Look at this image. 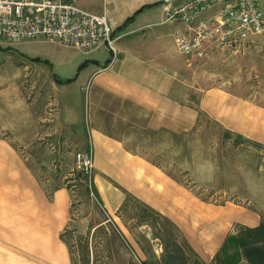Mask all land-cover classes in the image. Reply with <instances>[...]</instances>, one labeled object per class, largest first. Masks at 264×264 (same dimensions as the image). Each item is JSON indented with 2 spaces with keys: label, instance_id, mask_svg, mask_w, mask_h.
Listing matches in <instances>:
<instances>
[{
  "label": "rangeland",
  "instance_id": "obj_1",
  "mask_svg": "<svg viewBox=\"0 0 264 264\" xmlns=\"http://www.w3.org/2000/svg\"><path fill=\"white\" fill-rule=\"evenodd\" d=\"M258 1L264 10V0ZM60 45L58 52L65 69L57 61L55 69L51 62L23 68L15 65L18 56L0 48V111L7 113L0 118V123L10 128L0 133L20 145L18 150L31 163L50 194L62 188L69 192L65 239L71 247L74 264H159L165 262L167 243L172 240L182 245L190 259H200L188 244L175 212H164L161 209H166L165 206L155 207L130 193L129 188L123 186L131 182L129 176L110 178L101 172L109 165L101 163L100 166L97 162L89 123L90 93L94 88L88 85L83 90L80 81L76 82L79 72L76 50L83 51ZM104 55L96 56L102 62ZM186 67L185 81L193 86L192 102L197 109L200 97L212 88L264 107V33L235 48L214 52L201 65ZM56 78L63 82L54 81ZM25 100L32 105L34 118L32 128L28 126L23 132L24 125L20 124L22 129L19 125L16 127L13 115H9L16 109H24L19 103ZM206 112L208 114L199 109L194 129L187 134H177V138L168 132L154 133L153 139L148 133H108L124 138L133 153L153 159L176 184L189 191L194 200L198 198L222 209L231 221L232 235L239 226L253 224L254 215L264 209V147L256 144L264 140V127L260 122H248L246 117L235 118V129L244 131L246 137L225 127L224 115L219 109ZM26 139L27 143L23 141ZM174 140L178 142L177 148L171 145ZM78 153L92 154L91 175L77 163ZM113 169L125 171L124 165L119 164H114ZM108 188L124 197L115 215L107 211L104 195ZM181 195L179 190L171 189L170 193V189H166L160 198L175 209L180 206ZM155 205L159 206L158 200ZM191 210L184 220L194 214ZM215 219L218 214L208 213V221ZM160 245L163 253L158 252ZM210 264L217 263L213 260ZM238 264L248 263L240 260Z\"/></svg>",
  "mask_w": 264,
  "mask_h": 264
},
{
  "label": "crops",
  "instance_id": "obj_2",
  "mask_svg": "<svg viewBox=\"0 0 264 264\" xmlns=\"http://www.w3.org/2000/svg\"><path fill=\"white\" fill-rule=\"evenodd\" d=\"M74 1L89 12H106L115 36L120 37L117 42L119 57L110 67L111 53L105 47L92 52L76 50L79 71L76 82L80 81L83 90L88 85L94 88L90 93L89 123L97 162L109 165L101 172L110 178L129 176L131 182L123 186L129 188L130 193L155 207L165 206L166 209L160 208L164 212H175L190 247L206 264L212 263L231 233V221L224 216L223 210L198 198L194 200L189 191L176 184V180L153 159L133 153L124 138L108 132L148 133L152 134V139L154 133L168 132L177 138V134H187L194 129L199 109L205 113L209 109H219L224 115L225 127L246 136L241 129H235L233 120L246 117L248 122H260L264 127V107L219 88L206 90L199 98V109L193 106V86L185 81L187 65L177 46L176 31L185 27L162 24L164 0ZM0 43L3 51L18 56L15 65L30 68L48 61L54 69L57 62L65 69L58 52L61 45L57 42L40 39ZM98 54L106 56L104 61L100 62ZM82 65L84 67L80 68ZM22 104L24 109H16L14 114L8 115H13L16 127L24 125L23 129L20 127L24 132L28 126L32 128L34 117L32 105L26 100L19 106ZM4 116L7 113L0 111V118ZM79 121L82 125V116ZM3 130L10 131L4 122L0 123V132ZM23 141L27 143L28 140ZM257 142L264 147V140ZM177 143L174 140L171 145L177 148ZM19 146L0 133V264H74L71 247L65 239L69 224V192L62 188L50 194L31 163L18 150ZM185 158L187 160V156ZM114 164L124 165L125 171H114ZM166 189H170V193L171 189L181 191L179 207L172 209L170 202L162 201L160 194ZM105 194L109 210L106 209L110 215H115L124 197L113 189ZM157 200L159 206L155 205ZM191 208L194 214L184 220ZM262 210L257 211L250 226L264 221ZM210 212L218 214V219L208 221Z\"/></svg>",
  "mask_w": 264,
  "mask_h": 264
},
{
  "label": "built area",
  "instance_id": "obj_3",
  "mask_svg": "<svg viewBox=\"0 0 264 264\" xmlns=\"http://www.w3.org/2000/svg\"><path fill=\"white\" fill-rule=\"evenodd\" d=\"M162 24L185 27L176 31L177 46L186 65L193 67L214 52L263 34L264 10L258 0H164ZM119 38L106 12H89L74 0H0L3 42L43 39L84 52L105 47L111 53L110 67L119 57ZM76 161L87 175L92 174L91 153H78ZM158 252L163 253L162 245Z\"/></svg>",
  "mask_w": 264,
  "mask_h": 264
},
{
  "label": "trees",
  "instance_id": "obj_4",
  "mask_svg": "<svg viewBox=\"0 0 264 264\" xmlns=\"http://www.w3.org/2000/svg\"><path fill=\"white\" fill-rule=\"evenodd\" d=\"M55 80L63 82L61 78ZM70 80L67 79V81ZM214 260L217 264H238L240 260H245L248 264H264V221L256 226H239L235 234L227 237ZM159 264L205 263L197 258L190 259L182 245L176 240H172L167 243L165 262Z\"/></svg>",
  "mask_w": 264,
  "mask_h": 264
}]
</instances>
